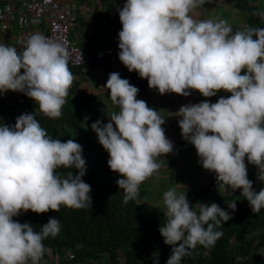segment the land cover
Listing matches in <instances>:
<instances>
[{
  "label": "clouds",
  "instance_id": "9594fccd",
  "mask_svg": "<svg viewBox=\"0 0 264 264\" xmlns=\"http://www.w3.org/2000/svg\"><path fill=\"white\" fill-rule=\"evenodd\" d=\"M212 2L126 0L117 9L122 25L118 58L160 95L231 94L215 103L206 99L181 106L173 116L179 118L182 138L195 147L199 163L215 174L218 189H242L251 211L259 214L264 187L254 189L247 165L257 168V181L264 184V28L245 24L234 31L223 18H193L196 9ZM252 15L264 21V11ZM68 60L62 40L40 32L30 34L22 50L0 43V95L23 93L44 116L60 118L74 82ZM103 87L110 90L117 110L108 114L109 122L97 120L90 127L109 154V168L121 177L116 182L127 203L139 198L145 181L159 175V158L172 154L174 143L162 127L166 119L137 99L140 90L128 79L112 72ZM82 153L75 140L51 137L36 111L21 114L14 125H0V264H42L48 252L44 241L61 232L57 218L36 231L30 222L14 217L29 210L59 212L61 206L92 208ZM60 168L78 173L63 175ZM162 203L165 222L159 232L171 246L166 264H182L197 246H214L223 235L218 229L232 219L215 202L194 209L176 187L163 192ZM227 205L233 212L237 209L236 201ZM153 258L159 264V254Z\"/></svg>",
  "mask_w": 264,
  "mask_h": 264
},
{
  "label": "trees",
  "instance_id": "16d2710c",
  "mask_svg": "<svg viewBox=\"0 0 264 264\" xmlns=\"http://www.w3.org/2000/svg\"><path fill=\"white\" fill-rule=\"evenodd\" d=\"M234 5L244 14L249 25L264 28V21L252 15L254 11H259L257 3L253 0H234ZM125 79L130 83L137 80L135 76ZM139 90L141 93L142 87ZM6 95L13 96L14 92L9 91ZM95 99L92 95H75L69 91L62 116L50 119L36 111L38 105L29 97L25 110L20 112L8 107L3 95H0V111L13 116L12 125L21 114L36 111V119L51 137L62 142L73 139L82 146V155L87 162L83 179L91 186L93 199L92 208L77 210L61 206L59 212L50 210L44 214L29 210L14 219L21 223L30 222L36 231H40L50 218L60 219V234L44 241L48 252L43 260L51 252H59L62 256L61 261L54 264H88L103 258L102 264H154L153 253L159 254V264H166L171 246L164 243L159 232L165 222V211L148 209L139 202L146 195L142 187L137 200L124 202V192L116 182L121 177L111 171L108 159L102 155L90 132L96 116V111L91 108ZM3 123L0 122V125ZM68 171L78 173L74 169H58L63 175ZM187 195L193 207L200 202H215L229 211L232 219L218 229L223 235L214 246H197L190 256L182 260V264H264V209L254 214L248 201L235 199V193L230 189L221 196L214 173L205 186L194 187ZM234 201L237 209L233 212L227 204ZM68 251L75 252L73 259L64 257Z\"/></svg>",
  "mask_w": 264,
  "mask_h": 264
},
{
  "label": "crops",
  "instance_id": "0c3cea01",
  "mask_svg": "<svg viewBox=\"0 0 264 264\" xmlns=\"http://www.w3.org/2000/svg\"><path fill=\"white\" fill-rule=\"evenodd\" d=\"M62 1H71L75 4L74 14L76 21L71 29V38L73 40L78 41L82 47H89L91 51L105 47H112L115 51L113 57L101 60L94 58L88 65L69 68L74 75L73 86L69 91L74 92L75 95H92L96 98L95 102L91 103V108L96 111L93 123L97 120H102L104 123L109 122L108 114L117 110L110 100V90L103 87L112 72H119L122 78L135 76L137 80H134L131 84L137 88L142 87L137 99L146 101L149 107L159 111L161 116L166 119V123L162 127L165 129L166 136L174 143V152L159 158V162L162 164L159 175H154L141 185L145 189L146 195L139 200L148 209L165 211L162 203L164 191L176 187L178 191L187 194L194 187L205 186L212 174L199 163L195 147L182 138L181 129L178 125L179 118L173 116V113L177 112L181 106L189 103H199L206 99L215 103L221 96L227 97L231 94L221 91L217 96L211 98L203 97L198 91H193L189 97L174 93L160 95L158 90L149 88L148 81L140 78L138 73L129 72L118 58L120 51L118 33L122 29V25L117 9L122 8L126 0ZM253 1L259 5V11H264V0ZM192 15L195 19L217 17L226 19L233 26L234 31L236 28H241L248 24L244 14L235 7L234 0H213L212 3L196 9ZM42 25L36 26L35 31L40 32L43 28ZM18 31L17 23L12 22L8 30L0 34L1 43L15 46L18 50H22L23 43L17 44L16 41ZM3 98L8 107L20 112L24 111L22 110V104L27 101L25 99L21 100L17 92H14L13 96L5 94ZM90 132L93 139L97 142L102 155L109 159L108 152L98 143L97 135L92 131L91 127ZM245 162L247 163V160ZM247 167L248 178L253 181L254 189L259 191L260 188L264 187V184L257 181V168L251 164H248ZM241 192L242 189L234 192L235 199H244L241 196ZM226 193L227 189L219 188L221 196ZM196 206L193 208L195 209ZM42 264L49 263L43 260ZM88 264L100 263L98 260H92Z\"/></svg>",
  "mask_w": 264,
  "mask_h": 264
},
{
  "label": "built area",
  "instance_id": "2783aa9c",
  "mask_svg": "<svg viewBox=\"0 0 264 264\" xmlns=\"http://www.w3.org/2000/svg\"><path fill=\"white\" fill-rule=\"evenodd\" d=\"M74 10L75 4L71 1L0 0V34L6 32L12 22H16L19 27L16 41L17 44H21L30 34L36 32V26L43 24L40 33L48 37L60 38L66 45L69 52V68L88 65L94 58L101 60L113 57L115 51L112 47L91 51L89 47H82L78 41L71 38V29L76 21ZM17 94L21 100L28 98L23 93L17 92ZM0 122L11 126L13 116L0 111ZM64 257L73 259L75 252L68 251ZM61 259L62 256L59 252H51L45 260L51 264L61 261ZM103 260L104 258L98 262L102 264Z\"/></svg>",
  "mask_w": 264,
  "mask_h": 264
},
{
  "label": "rangeland",
  "instance_id": "374dc122",
  "mask_svg": "<svg viewBox=\"0 0 264 264\" xmlns=\"http://www.w3.org/2000/svg\"><path fill=\"white\" fill-rule=\"evenodd\" d=\"M27 103V102H26ZM26 103L24 102L23 104H22V110H25V108H26ZM36 111H38V109H36Z\"/></svg>",
  "mask_w": 264,
  "mask_h": 264
}]
</instances>
